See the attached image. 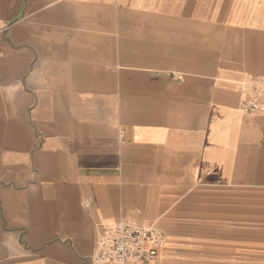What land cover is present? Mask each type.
<instances>
[{
    "label": "crops",
    "instance_id": "0c3cea01",
    "mask_svg": "<svg viewBox=\"0 0 264 264\" xmlns=\"http://www.w3.org/2000/svg\"><path fill=\"white\" fill-rule=\"evenodd\" d=\"M264 0H0V264H92L157 225L153 264H264Z\"/></svg>",
    "mask_w": 264,
    "mask_h": 264
},
{
    "label": "built area",
    "instance_id": "2783aa9c",
    "mask_svg": "<svg viewBox=\"0 0 264 264\" xmlns=\"http://www.w3.org/2000/svg\"><path fill=\"white\" fill-rule=\"evenodd\" d=\"M244 116L264 114V76H252L239 89ZM166 233L157 225L144 226L125 219L101 227L92 264H153L167 247Z\"/></svg>",
    "mask_w": 264,
    "mask_h": 264
}]
</instances>
